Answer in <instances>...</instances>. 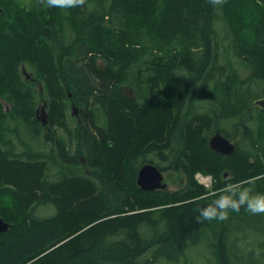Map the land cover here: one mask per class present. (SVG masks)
Instances as JSON below:
<instances>
[{
	"label": "trees",
	"instance_id": "obj_1",
	"mask_svg": "<svg viewBox=\"0 0 264 264\" xmlns=\"http://www.w3.org/2000/svg\"><path fill=\"white\" fill-rule=\"evenodd\" d=\"M94 1L96 9L86 10ZM218 21L249 71L245 80L218 65ZM66 30L73 38L64 44ZM254 81L264 89V0H83L69 8L0 0V218L9 224L0 264L177 261L209 230L217 260L229 264L228 227L251 211L243 204L224 219L197 217L222 195L264 194V109L247 87ZM35 85L46 96L50 152L15 153L8 133L19 131L6 126L9 119L38 136L42 129ZM196 98L210 106L196 110ZM66 101L78 108L72 129ZM250 112L254 127L243 136L251 150L239 145L228 158L210 150L215 130L229 137L220 120L237 119L232 132H240ZM146 163L161 172L178 167L182 187L141 190L136 177ZM49 164L59 166L53 180ZM198 173L211 176L210 188ZM47 204L54 214L34 218Z\"/></svg>",
	"mask_w": 264,
	"mask_h": 264
},
{
	"label": "rangeland",
	"instance_id": "obj_2",
	"mask_svg": "<svg viewBox=\"0 0 264 264\" xmlns=\"http://www.w3.org/2000/svg\"><path fill=\"white\" fill-rule=\"evenodd\" d=\"M24 5L30 6L34 3L35 0H19ZM96 2H91L86 6V10H94ZM215 41L218 45V65L223 67L224 74H228L234 69L235 73L238 74L239 80H245L247 75L249 74L248 69L245 67L244 63L238 59L231 47L230 41L225 38V29L221 25V22H216L215 24ZM73 38V34L71 30H66L63 37L64 44L70 42ZM24 67V66H23ZM27 74H32V69L29 66L24 67ZM22 69V68H21ZM145 74V73H144ZM212 87L213 83L210 84ZM134 86L138 89V83L135 82ZM248 90L250 91L252 96H256L258 98L263 97L264 89L261 82H251L247 85ZM34 91L43 94V96H36V111L40 110L41 107L46 104V96L44 95V89L40 88V85H35ZM129 88L124 87L123 90H128ZM130 90V89H129ZM124 91V93H126ZM134 95V93L131 92ZM46 102V103H45ZM210 102L208 100H201L196 98L195 100V108L196 110H206V107H209ZM3 107L6 109H10L9 103L6 101H2ZM205 106V107H204ZM66 118L70 125V129L73 128L75 122L73 120L72 112V102L66 101ZM255 108V107H254ZM46 109V106H45ZM78 109V108H77ZM38 115H40L38 113ZM100 118L98 124L101 125L103 123L102 116L100 113L97 114ZM254 115L253 112H250V116L246 117V122L240 125V134L244 138L242 143L240 144V148L251 150V146L249 144L248 139L243 136V132L248 131L249 129H253L254 123L251 120V117ZM38 121V120H37ZM219 128L223 130L228 138L234 137V132H232V128L235 124H237V119H223L219 122ZM19 126L16 125L15 121H11L9 119L6 126L8 128L17 127L19 131V135L13 132L8 133V138L12 141L13 151L15 153L21 152H37L40 154H45L50 152V144L45 142L44 136L46 131V127L42 126L39 136L34 133V131L26 126V124L18 122ZM234 129V128H233ZM58 136L70 141L68 136L61 129H55ZM234 139V138H233ZM235 140V139H234ZM70 149H75V145L73 142L69 143ZM46 154V155H47ZM49 171L47 178L50 180L55 179L59 174V166L49 164ZM163 173V182L166 184L167 191H176L182 187L183 181L185 180L184 175L178 167H173L168 171H164ZM199 177L196 176V179ZM208 178V183L205 185L206 188H210L212 185V178ZM253 190L251 191L250 196H255ZM55 210L51 205H42L33 211L34 218L44 219L52 216ZM252 213V216L246 218L244 220H234L231 222L229 228L230 235L228 236V260L229 264H264V213ZM140 232L145 234V227H141ZM206 232V231H205ZM215 242V237L213 231L209 230L205 233L204 236L201 237V240L198 244L194 246H189L183 255H181L177 261H170L165 258H161L157 261L156 264H220L215 256V249L213 248V243ZM152 250L147 251L144 255L139 258V261H143L147 258H150Z\"/></svg>",
	"mask_w": 264,
	"mask_h": 264
},
{
	"label": "water",
	"instance_id": "obj_3",
	"mask_svg": "<svg viewBox=\"0 0 264 264\" xmlns=\"http://www.w3.org/2000/svg\"><path fill=\"white\" fill-rule=\"evenodd\" d=\"M70 97V94H68ZM256 106L264 109V96L263 98L256 100L254 103ZM44 104L40 110L36 111V119L42 126H47V112ZM38 113L40 115H38ZM72 116L78 115V109L75 105H72ZM208 146L211 151L228 158L236 150V145L224 137L219 130L210 137ZM227 173L224 177H227ZM137 186L144 191L165 190L166 184L163 182V173L153 164L146 163L140 167L136 177ZM9 229V224L0 218V234L6 232Z\"/></svg>",
	"mask_w": 264,
	"mask_h": 264
},
{
	"label": "clouds",
	"instance_id": "obj_4",
	"mask_svg": "<svg viewBox=\"0 0 264 264\" xmlns=\"http://www.w3.org/2000/svg\"><path fill=\"white\" fill-rule=\"evenodd\" d=\"M82 2L83 0H47V5L49 7L58 6L61 8H69ZM228 187L232 188L233 186L229 185ZM243 204H246L248 210L253 213H264V194L250 196L249 190L243 189L239 192L238 199H232L230 196L222 195L213 204L201 208L197 219L209 221L214 218L224 219L228 214V208L238 211Z\"/></svg>",
	"mask_w": 264,
	"mask_h": 264
},
{
	"label": "flooded vegetation",
	"instance_id": "obj_5",
	"mask_svg": "<svg viewBox=\"0 0 264 264\" xmlns=\"http://www.w3.org/2000/svg\"><path fill=\"white\" fill-rule=\"evenodd\" d=\"M125 90H123V92H124ZM126 93H125V95L127 96V97H129V98H133L134 97V95L133 94H131V92H132V90H126L125 91ZM133 93V92H132ZM255 107H257V108H259V109H261L260 107H258V106H255ZM215 131H217V130H215ZM215 131H214V133H215ZM213 133V134H214ZM212 134V135H213ZM211 135V136H212ZM210 136V137H211ZM234 137H232L231 139H230V141H232L235 145H236V149L239 147V145L242 143V141H243V137H242V135L238 132V130H236L235 132H234V135H233ZM235 140H234V139ZM210 139V138H209ZM209 141V140H208Z\"/></svg>",
	"mask_w": 264,
	"mask_h": 264
},
{
	"label": "built area",
	"instance_id": "obj_6",
	"mask_svg": "<svg viewBox=\"0 0 264 264\" xmlns=\"http://www.w3.org/2000/svg\"><path fill=\"white\" fill-rule=\"evenodd\" d=\"M199 178V180H200V182H202L203 184H207V182H208V180L207 179H205V178H203V177H201V176H198Z\"/></svg>",
	"mask_w": 264,
	"mask_h": 264
}]
</instances>
